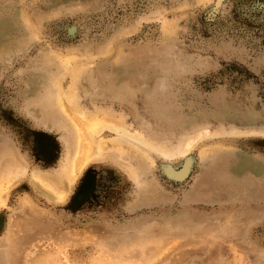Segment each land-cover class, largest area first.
Instances as JSON below:
<instances>
[{
  "label": "rangeland",
  "instance_id": "obj_1",
  "mask_svg": "<svg viewBox=\"0 0 264 264\" xmlns=\"http://www.w3.org/2000/svg\"><path fill=\"white\" fill-rule=\"evenodd\" d=\"M2 183L0 264H264V0H0Z\"/></svg>",
  "mask_w": 264,
  "mask_h": 264
},
{
  "label": "bare ground",
  "instance_id": "obj_2",
  "mask_svg": "<svg viewBox=\"0 0 264 264\" xmlns=\"http://www.w3.org/2000/svg\"><path fill=\"white\" fill-rule=\"evenodd\" d=\"M60 103H62V105L65 106L64 103H63V99H62V101ZM63 108H65V107H63ZM99 127H100V124H98L97 122L88 121V123H86L85 126H84L85 130L81 129V132H82V147H81V154H80L81 161L80 162L77 161V163L74 165V169L75 170H77V169L82 167V165L85 162L86 157L88 156V154L90 152L89 150L91 149V140L89 138V132H93L95 134V133L98 132ZM9 187H10V183H2L0 185V202L2 201V198H3V195H4L5 191L8 190ZM65 194H66L65 191L64 192H59L58 196H59V198L63 199Z\"/></svg>",
  "mask_w": 264,
  "mask_h": 264
},
{
  "label": "water",
  "instance_id": "obj_3",
  "mask_svg": "<svg viewBox=\"0 0 264 264\" xmlns=\"http://www.w3.org/2000/svg\"><path fill=\"white\" fill-rule=\"evenodd\" d=\"M76 198V197H75Z\"/></svg>",
  "mask_w": 264,
  "mask_h": 264
}]
</instances>
